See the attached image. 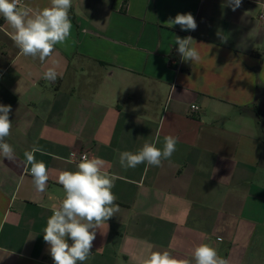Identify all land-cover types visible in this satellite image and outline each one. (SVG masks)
Returning a JSON list of instances; mask_svg holds the SVG:
<instances>
[{"label": "crops", "instance_id": "obj_1", "mask_svg": "<svg viewBox=\"0 0 264 264\" xmlns=\"http://www.w3.org/2000/svg\"><path fill=\"white\" fill-rule=\"evenodd\" d=\"M178 13L196 30L166 27ZM69 16L68 41L43 63L20 54L0 17V104L11 105L15 154L0 156V264H54L43 229L65 197L59 172L77 170L72 153L117 177L120 211L84 264H143L149 245L195 264L201 244L228 264H264V0L235 11L228 0H72ZM176 36L194 39L199 63L181 59ZM49 68L55 83L42 78ZM157 133V147L178 137L171 162L121 167L120 152ZM33 145L50 170L44 193L23 163Z\"/></svg>", "mask_w": 264, "mask_h": 264}, {"label": "clouds", "instance_id": "obj_2", "mask_svg": "<svg viewBox=\"0 0 264 264\" xmlns=\"http://www.w3.org/2000/svg\"><path fill=\"white\" fill-rule=\"evenodd\" d=\"M242 0H228L229 6L235 11L241 6ZM72 0H49V6L33 8L26 0H0V17L10 28V38L23 56L38 57L43 63L50 57L56 45H65L71 35L72 21L69 16ZM179 25L181 30L195 31L197 23L191 13L177 14L169 18L165 26L172 28ZM174 43L177 51L185 62L199 63L201 56L191 36H176ZM59 73L49 68L43 74L47 83H55ZM195 109V105L193 106ZM11 105L0 104V156L9 161L15 160L14 148L6 142L10 135L12 121L9 119ZM159 133L151 142H145L141 149L133 153H119V163L125 170L135 168L139 164L160 167L162 161L171 162L177 151L178 137L166 135L162 147ZM45 154L38 145L25 150L24 167L30 171L37 192L44 193L50 178V170L44 161H38L35 154ZM75 153L71 154V158ZM106 161L99 157L81 155L76 171H60L57 183L64 190L65 197L59 206H53L52 215L47 219L43 229V239L54 264H84L91 254L97 230L107 226L108 220L120 211L117 197L112 189L115 187V174L105 170ZM30 166V169L28 168ZM43 206V205H42ZM101 234H106V232ZM71 241V243H69ZM222 242V238H218ZM148 255L143 264H191L187 260H179L168 251H152L149 245ZM195 264H228L219 256L215 248L209 244H201L194 250Z\"/></svg>", "mask_w": 264, "mask_h": 264}, {"label": "built area", "instance_id": "obj_3", "mask_svg": "<svg viewBox=\"0 0 264 264\" xmlns=\"http://www.w3.org/2000/svg\"><path fill=\"white\" fill-rule=\"evenodd\" d=\"M195 109H196V110H194V109H193V106H191V111L195 112V111H198V110H199V108H198L197 106H195ZM81 155H82V154H81ZM81 155H75V157H74V158H71L70 161H71L72 163H74V164L77 165V163H78L79 160H80ZM226 260H227V259H226Z\"/></svg>", "mask_w": 264, "mask_h": 264}]
</instances>
